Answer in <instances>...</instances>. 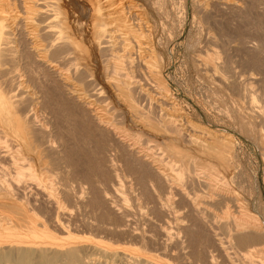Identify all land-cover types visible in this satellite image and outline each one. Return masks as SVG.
<instances>
[{"label":"bare ground","instance_id":"6f19581e","mask_svg":"<svg viewBox=\"0 0 264 264\" xmlns=\"http://www.w3.org/2000/svg\"><path fill=\"white\" fill-rule=\"evenodd\" d=\"M134 2L0 0V168L7 162L14 168L10 178L0 171V264L165 263L163 259L162 263L158 261L157 256H141L124 242L125 245L105 247L91 243L92 240L67 241V234L65 242L60 239L59 235L68 232L65 222L74 224L78 220L65 209V203L84 206L90 201L78 197L68 184L73 180L66 154L69 139L60 135L53 124L62 108L49 106L48 94L55 100L62 97L76 107L87 132V143H102L103 158L107 160L106 152L115 150L124 153L122 156L130 163L140 165L139 169L147 173L145 181L140 176V183H146L143 189L147 187L151 193L154 211L163 214L172 208L175 220L173 239L163 225H158L159 233L117 228L119 224L110 230L102 221L95 224L86 220L80 226L91 232L120 234L119 238L114 237L117 241L133 239L143 249L173 247L181 251L189 249V231L199 228L203 238H199L202 242L196 248L201 249V254L192 257V262L188 257L184 262L181 255L176 256L175 264H217L216 255L229 263V249L259 250L255 245L264 244V226L242 198L238 185L231 136L220 139L217 132L196 126L174 107L168 95L167 74L152 42V30L144 19V10ZM212 4L224 10L240 9L239 3L232 0H194V5L204 13ZM210 42L211 36L199 47L196 61L211 81L223 89L240 91V81L253 83L257 79L251 72L238 81L237 75L229 72L226 61L209 54H215ZM31 71L38 73L34 80L36 96L28 86ZM139 76L140 80L135 78ZM246 97L247 105L243 107L242 103L240 107L245 122L254 127L253 140L264 160V111L255 104L257 100L251 93ZM40 110L47 113L42 111L44 119L38 120ZM170 160L175 168H169ZM107 168L114 171V164ZM54 169L60 188L46 181L55 177ZM47 172H52L48 173L50 178ZM86 182L90 184L89 179ZM216 209L219 211L215 212ZM44 211L48 215L47 225L38 215ZM118 216L123 218L120 213ZM205 249L212 250L205 253ZM257 250H244L241 255L234 252L242 259L233 263L264 264V246L259 251L263 252L261 256ZM215 251L216 255L212 253Z\"/></svg>","mask_w":264,"mask_h":264},{"label":"rangeland","instance_id":"374dc122","mask_svg":"<svg viewBox=\"0 0 264 264\" xmlns=\"http://www.w3.org/2000/svg\"><path fill=\"white\" fill-rule=\"evenodd\" d=\"M133 1H135L134 3H136L137 6L139 5V8L141 7V10H144V12L142 10V14L145 21H148L147 24L152 30V34L150 33L152 42L156 47V54L158 57H160L159 59L161 65L164 67L165 74H167V89L169 88L168 95L170 93L169 97H171L172 103L175 105L173 106L177 110H180L186 119H189V121L195 123L196 126L206 127L213 132L215 131L214 133L217 132V135H219L220 139L231 136L230 142L232 141V146L234 149L233 168L235 172L237 171V181L238 185L241 187V194L243 196L242 198L244 201L250 204L253 213L257 215V217L259 216L258 218L264 226V160L257 150L256 141L253 140L254 127H252L253 125H251V123L245 122V117L243 115L244 113L240 107L242 103H245L242 104V106L247 105L248 97L246 96L251 93L254 96L255 101L257 100L255 104L261 107L260 110L264 111V0H232L237 4L239 3L240 5V9L235 11H231V9L224 10L222 7L220 8L219 5V7H217V5L212 4L210 7H208L209 9L206 13L202 12L194 5V0ZM210 36L212 42L209 43V46L211 45V49L215 51V54L212 52L209 54H211L213 58L217 57L222 61H226L229 72L236 74L238 81L243 80V78L251 72L257 76V79L254 80L253 83L244 80L240 81V91H237L235 88L223 89L222 86L211 81L207 74L205 75V73L199 69L197 64L198 62L196 61L199 47L203 46L202 44H204L207 38L209 41ZM223 50L226 51L224 52ZM31 74L33 76H31ZM31 74V77L28 76V86L29 89L31 88L30 91H34L33 95L36 96L37 94L35 92L37 91V84L34 80L38 73L37 71H31ZM135 78L140 80V76L139 78ZM244 85L246 87H243ZM247 88H251V91L249 92V89ZM47 96L52 99L51 100L50 98L46 97L48 100H46V102L51 103L49 106L52 108H58V106H60L59 109L62 108L58 114L56 113L58 117L55 118L56 121L53 118V124L55 125L56 129L59 130L60 135L66 138V140L69 139L67 140L68 146L66 154L70 162V172L73 180L69 181L68 184L71 186V190L75 192L78 197L84 199L85 202L90 201L89 205L84 206L76 205L73 202L71 204L65 203V209L71 211L74 214L75 219L77 218L78 220H75L74 224L65 222L68 232L63 235H59L60 239L62 241L64 240V242L66 239L67 241H71L72 238V241L74 240L80 242H90L87 240H92L91 243L98 242L105 247L115 246L117 243H126L128 248L136 250L138 253L140 252L141 256L148 255V257L153 258H156L157 256L156 259L158 261L163 259L164 261L162 262L165 263L160 261L162 264H168L169 262L170 264L177 263V258L175 257L179 255L184 258H182L184 262L187 261V257L188 261L190 262H192V257L197 258L198 255L201 254V249H199L198 252V248L196 247L197 243L200 244L202 242L200 239L203 238L201 236L203 234L202 231L196 227L194 228L196 230L191 229L187 235L191 236V239H188L192 249L189 246V249H182L181 251L179 249L174 250L173 247H170L169 249L167 247L165 249H143L139 244L140 242L133 239H129L130 241L127 239H124L120 242L117 241L114 237L119 238L120 234L115 235V233H113L107 235L103 232H91L85 227L80 226L83 222H86V220L95 224H98L97 222L102 221L104 222V225H106V227L110 230L115 229L114 227H117L116 225L119 224L121 226L117 228H129L130 230L136 229L138 231H147V233H149V231L150 233H159L158 225H163L164 227H168V233H170L173 239V224L175 220L172 208H168V210L163 213L165 216L162 214V212L159 213L157 210L154 211L151 193L147 190V187L146 189H143V186L146 185V183H140V176H144L143 180L145 181V175H147L145 170L141 168L139 169L140 165H135V163L132 161L131 165L130 160L122 156L125 155L124 153L115 152V150L107 151L109 153L106 152L107 160L103 158V155L101 156L100 152V146L103 145L102 143L99 142L94 146H92L93 141H91L90 144L87 143V132L83 129V125H81L82 118L80 114L76 112V107L70 101H64V98L62 97H58V101L55 100V97L51 96V94H48ZM42 111L47 113L45 110H40L39 112L37 111L38 114H36L38 116V120L44 119V113H42ZM74 118H76V120ZM242 124H245V126L247 125V127L243 126ZM261 126H257L256 130H259L258 127L264 128L263 124ZM251 127L253 128L252 132H250L249 129ZM244 128H246V130ZM251 135L252 138L250 137ZM44 159H47L46 156ZM164 159L168 158L165 157ZM47 161L49 162L50 160ZM172 161L173 160H170V163H168L169 168H171L170 166L175 168L174 162ZM171 162L173 165H171ZM111 164H114V171L107 168V166L109 167ZM11 166L12 164L7 162L2 164L4 169L0 168V171L3 170L6 172L4 173L1 171L5 174L6 178H10L9 175L11 176L13 174L14 168ZM49 167H51V165ZM58 171L60 170L58 169ZM108 171L111 175L108 174ZM48 173L52 172H47V174ZM57 173L58 172L54 169L52 175L55 176ZM140 173L144 174L140 175ZM48 177L50 178L51 174L50 176L48 174ZM52 178L46 181L48 182L50 180L58 188L62 187L57 183L60 181L58 177L56 178L55 176ZM87 179L90 180L91 185L86 182ZM136 179H139V181H136ZM92 190L93 192L95 191V194L92 192ZM93 199H95V201ZM214 211L218 212L219 209ZM117 212L123 215L122 219L118 216ZM43 213L39 212L38 215H40L41 220L46 222L47 225L48 215L46 212L44 214ZM113 213L114 215H110ZM144 215H146L145 218L148 219H145ZM154 215H156V217ZM153 217L155 218L153 219ZM159 218H161L162 221ZM109 223L111 225H109ZM154 224L155 226L153 227ZM77 229L80 234H78ZM109 236H111V238ZM65 237L67 238L65 239ZM87 237L91 239H87ZM262 246H264V244H258L257 246L255 245L256 248H259V250H252L254 252H256V250L261 252L262 249L260 250V248ZM208 250L212 249H205L203 252L206 253ZM244 250H246V252L252 251L251 249ZM244 250H240V252H236L235 250L234 252L244 254ZM234 252L233 249L228 250V255L230 254V259H232V262L230 261L229 263L216 255V251L212 253L216 255L215 258L217 264H224V262L225 264H235L233 262L237 263L238 261L236 260L237 258H241L238 257L241 254H236V256ZM258 252L256 254H258ZM260 252L258 255L261 256L263 252L261 254ZM192 253L194 254L192 255ZM231 255L234 256V259ZM86 256L90 257L89 255ZM93 256L95 257L96 255ZM184 256H186V258ZM257 258L255 259L258 260Z\"/></svg>","mask_w":264,"mask_h":264}]
</instances>
